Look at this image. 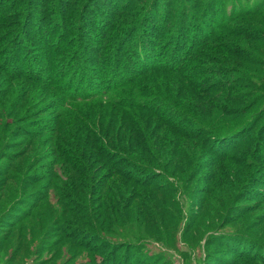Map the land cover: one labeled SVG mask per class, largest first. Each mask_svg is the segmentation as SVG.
Here are the masks:
<instances>
[{
  "label": "rangeland",
  "instance_id": "374dc122",
  "mask_svg": "<svg viewBox=\"0 0 264 264\" xmlns=\"http://www.w3.org/2000/svg\"><path fill=\"white\" fill-rule=\"evenodd\" d=\"M5 1L11 9L0 11V264H98L109 256L114 264H264V0ZM173 15L187 22L181 57L197 40H211L194 55L211 70L199 78L201 87L217 79L228 85L200 100L182 84L186 117L203 137L188 157L156 169L168 189L159 195L163 229L148 215L143 227L124 229L113 211L127 192L136 209L133 198L143 191L128 184L117 192L89 156L85 165L65 141L69 120L57 107L63 97L22 71L47 75L54 61L69 63L57 71H68V80L78 68L77 84L83 67L103 77L121 54L129 57L118 72L131 58L142 60V69L168 68L177 39ZM175 80L166 76V83ZM164 92V99L179 96L176 88Z\"/></svg>",
  "mask_w": 264,
  "mask_h": 264
},
{
  "label": "trees",
  "instance_id": "16d2710c",
  "mask_svg": "<svg viewBox=\"0 0 264 264\" xmlns=\"http://www.w3.org/2000/svg\"><path fill=\"white\" fill-rule=\"evenodd\" d=\"M9 9L11 5L8 1L1 0L0 11ZM173 20L175 29L171 37L177 39L174 41L168 68H161L152 63L149 68L142 69V60L131 58L130 64L125 63L121 72H118L116 69L122 64L118 62L129 57L121 54L120 59L114 63L116 69L112 65H106L103 77L88 72V66L83 67L77 84H73L72 79L77 76L78 68L68 80V71H57L63 70L64 67L69 68V63L57 65L54 61L47 75H39L34 70L22 71L25 75L29 74V78L51 84L58 96L63 97L57 107L63 111V120H69L64 129L65 141H70L68 145L81 151L85 165L89 163V156V160L99 169V177L109 180L113 190L117 192L127 191L128 184H134L143 191L133 198L139 202L134 210H131L127 202L132 193H125L124 201L119 196L122 205L114 209L113 219L122 223L124 229L135 223L136 227H143L142 218L145 215L149 216V221L155 228L163 229L157 211L161 202L159 195L168 192V189L154 177L156 169L167 168L180 157H188L193 148H198L199 140L203 137L202 127L194 128L196 123L191 124L186 117L189 112L181 100L188 92L182 84H189L196 94V99L200 100L211 93L222 91L223 86L228 85V82L218 84L217 79L211 80V85L206 90L201 87L202 81L205 80L199 78L210 69L196 64L194 55L198 52L196 46L204 47L211 40L207 39L201 43V40L192 39V43L197 40V45L193 49L190 48L185 55L182 51L181 57L178 54L179 40H183L181 31L187 22L183 16L180 18L177 15H173ZM121 21L124 24L129 22L124 19ZM169 21L170 19L168 23ZM61 44V41H57L58 46ZM139 68L142 70L138 71ZM31 72H34L35 76ZM169 75L177 77V81L166 83V76ZM173 88L178 90L176 101L161 96L162 92L168 93ZM146 96L153 97L148 99ZM162 104H166L167 108ZM57 136L59 137L58 132ZM97 249L100 247L97 246ZM112 254L114 252L110 255ZM109 258L110 256L98 264H114L115 261L106 260Z\"/></svg>",
  "mask_w": 264,
  "mask_h": 264
}]
</instances>
